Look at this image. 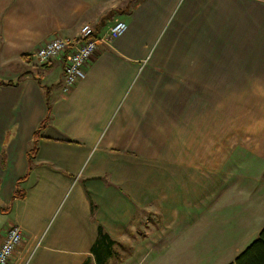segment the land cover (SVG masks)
Instances as JSON below:
<instances>
[{
    "label": "crops",
    "instance_id": "crops-1",
    "mask_svg": "<svg viewBox=\"0 0 264 264\" xmlns=\"http://www.w3.org/2000/svg\"><path fill=\"white\" fill-rule=\"evenodd\" d=\"M117 20L67 94L65 56L34 61ZM12 225L8 264L231 262L264 226V0H0V244Z\"/></svg>",
    "mask_w": 264,
    "mask_h": 264
},
{
    "label": "built area",
    "instance_id": "built-area-1",
    "mask_svg": "<svg viewBox=\"0 0 264 264\" xmlns=\"http://www.w3.org/2000/svg\"><path fill=\"white\" fill-rule=\"evenodd\" d=\"M127 29L123 20L115 21L105 37H96L90 24L80 26L77 37H66L59 34L52 36L33 54L38 65L48 64L65 56L61 90L67 94L76 82L86 76L85 65L95 53L100 41L122 35ZM22 242L19 226L12 225L7 230L0 244V264H8L16 247Z\"/></svg>",
    "mask_w": 264,
    "mask_h": 264
},
{
    "label": "trees",
    "instance_id": "trees-1",
    "mask_svg": "<svg viewBox=\"0 0 264 264\" xmlns=\"http://www.w3.org/2000/svg\"><path fill=\"white\" fill-rule=\"evenodd\" d=\"M46 106H47L46 116L40 122L39 126L34 132L32 149L36 148L37 135H39L41 130L44 129L49 118L50 104L47 97H46ZM22 195L23 194L21 193L19 196ZM102 237L103 238H100V240L105 241L106 236H102ZM228 264H264V226L260 229L257 236L242 251H240L235 256V258Z\"/></svg>",
    "mask_w": 264,
    "mask_h": 264
},
{
    "label": "rangeland",
    "instance_id": "rangeland-1",
    "mask_svg": "<svg viewBox=\"0 0 264 264\" xmlns=\"http://www.w3.org/2000/svg\"><path fill=\"white\" fill-rule=\"evenodd\" d=\"M240 158V157H238ZM122 253H120L121 255ZM128 253H123V255H127ZM215 253H208V254H204V253H201V254H197L195 252H191V253H188V254H184L183 256H185V258H191V256H194V255H198V260H197V263L196 264H216L214 262V260L212 259V257L214 256ZM217 254V253H216ZM218 255V254H217ZM112 260H111V263L112 264H116L117 262V259L119 260V253H116V254H113L111 256ZM201 257V259L199 258ZM203 257V258H202Z\"/></svg>",
    "mask_w": 264,
    "mask_h": 264
}]
</instances>
